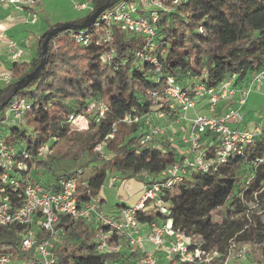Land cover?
Masks as SVG:
<instances>
[{"label":"trees","instance_id":"obj_1","mask_svg":"<svg viewBox=\"0 0 264 264\" xmlns=\"http://www.w3.org/2000/svg\"><path fill=\"white\" fill-rule=\"evenodd\" d=\"M87 1L98 9L111 0ZM87 17L89 15L66 23L80 24ZM58 25L61 24L52 28ZM68 33L60 32L50 39L44 69L17 92H14L17 82L40 63L43 34L37 39L30 61L9 65L11 80L0 82V105L7 102L0 114L14 99L24 98L31 102L19 124L4 133L14 141L18 152L30 155L34 166L30 172L31 181L55 190L62 178L79 174L77 171L56 172L51 163L59 143L78 130L69 124V116L84 114L90 101L106 106L107 112L99 122L86 115L88 127L82 128L93 132L90 149L97 144H102L103 148V152L95 150L89 155L91 160L101 161V166L90 178L80 177L85 186L78 197L83 200L97 195L110 170L126 178L144 172L143 183L151 184L177 161L178 152L166 139L156 137L142 142L143 123L122 122L132 110L138 114L148 110L150 100L145 95L146 90L163 87L168 76L183 88L189 86V76L197 77L207 87H215L227 75L235 73L237 85H240L264 67V0H199L195 5L182 4L158 20L153 49L145 50L146 45L138 35L114 30L115 54L109 63L101 61L102 50L95 42L83 47ZM137 52L156 56L157 66L136 58ZM202 106L204 108L205 103ZM200 111L201 108L197 110ZM200 140L201 148L208 149L211 154L219 148L216 143L210 144L213 138L207 134ZM42 146L48 147L46 155L39 154ZM84 165L85 162L80 166ZM237 165H247L248 173L234 175L231 169ZM261 178L264 179V136L247 146L244 159L229 158L219 172H191L186 181L162 188L159 196L168 215L162 214L158 205L145 202L142 210L135 211V219L141 225L163 224L171 219L174 230L201 238L204 243L200 248L207 252L215 243L226 244L242 229L239 221H227L224 227V223L213 222L211 213L229 200L236 202L241 195L247 197ZM174 191L177 194L174 195ZM102 202L100 199L99 208ZM124 207L129 206L120 204L119 212ZM58 228H64V235L54 250V264H111L115 260L136 264L138 261V254L125 249L123 240H115V244L123 247L121 252L95 251L94 235L98 228L92 223L59 217L55 224V229ZM262 228L257 222L248 235L254 232L258 238L260 250L255 260L264 264ZM23 230L22 225L0 227V252L12 253L19 262L42 264L32 255L31 249L21 247ZM35 230L38 240L50 236L39 225ZM204 258L195 263L174 258L168 264H209Z\"/></svg>","mask_w":264,"mask_h":264},{"label":"built area","instance_id":"obj_2","mask_svg":"<svg viewBox=\"0 0 264 264\" xmlns=\"http://www.w3.org/2000/svg\"><path fill=\"white\" fill-rule=\"evenodd\" d=\"M198 1L111 0V5L105 8L89 27L70 30L68 35L83 47L95 42L102 50L101 61L109 63L115 54L114 30L138 35L146 45L145 50L153 49L160 17L182 4L195 5ZM74 7L86 11L89 16L97 10L87 0L84 3H75ZM1 12L5 14L6 22L0 19V53L8 61L1 64L7 68L13 62L30 61L32 51L25 41L16 42L7 33L9 27L15 25L14 19L17 18L10 17L9 13L17 14L24 24L35 25L41 13V0H0ZM160 51L163 52L162 49ZM135 56L144 63L157 66L156 56L145 52H137ZM10 80L11 72L8 69L0 71V82L6 83ZM254 91H262L264 97V67L253 74L245 84L240 85H237L235 73L227 75L215 87H207L198 81L197 77L189 76V86L183 88L172 76H168L163 87L146 90L145 95L150 100L148 110L140 114L132 110L131 114L124 116L122 122L143 123L144 142L161 134L151 123L152 115L157 118H175L172 119L171 128L181 133L179 139L182 153L178 154L173 165L160 173L157 181L144 184L143 196L135 206L121 209V220L103 215L98 197L90 196L87 200L78 197L85 186L80 182L79 175L62 178L55 190L31 181L30 172L34 166L30 155L23 151L18 152L14 141L4 133L6 129L17 126L23 114L31 107V102L24 98L14 99L0 114V227L24 226L21 247L31 249L32 255L42 264L55 263L54 250L59 244L60 236L64 235V228L55 229L59 217L96 225L98 229L94 235V249L100 253L121 251L122 246L115 244V240H123L129 252L135 251L138 254L136 264H159L158 256L161 252L168 262L174 258L186 263L201 261L204 252L196 247L192 249L187 236L172 228L171 219H167L163 224L154 222L141 225L135 219V211L142 210L145 202H151L159 206L162 214L168 215V210L159 196L162 188L186 181L191 172L217 173L229 158L244 159L247 146L256 138L264 136V117L253 129L234 127L244 122L243 110L248 96ZM201 102L205 103L208 114L189 116L190 110H194ZM222 105H225V108L219 111L218 107L222 108ZM106 112L107 108L102 102L90 101L85 106L84 114L70 115L68 121L71 126L82 130L88 127L86 115L99 122ZM206 134L213 138L210 144L216 143L219 146L212 154L208 149L201 148L200 137ZM170 139V142L173 141V138ZM101 149L102 144H97L95 150ZM47 153V146L39 149V154ZM27 161H30V165ZM112 180L115 181L114 177ZM37 225L44 233L49 232L50 236L38 240L35 230ZM141 226L148 228L147 234L139 233ZM146 244L152 245L153 251L147 249ZM204 260L210 264L206 257ZM0 264L26 263L19 262L12 253L0 252ZM111 264L129 263L115 260Z\"/></svg>","mask_w":264,"mask_h":264},{"label":"rangeland","instance_id":"obj_3","mask_svg":"<svg viewBox=\"0 0 264 264\" xmlns=\"http://www.w3.org/2000/svg\"><path fill=\"white\" fill-rule=\"evenodd\" d=\"M84 2L85 0H41V13L35 25L24 24L17 14L11 12L9 13L10 17L17 18L14 19V29L9 32V36L16 42L20 40L25 41L26 46L33 51L38 37L52 29L54 25L83 18L86 15V11L77 10L74 4ZM4 13H0V19L6 22L4 18L6 13ZM4 61L8 62L0 53V70H3L1 62ZM224 106L222 105V108L219 106V111L223 110ZM195 111L196 115L199 114L197 110ZM193 113L194 110H190L189 116H194ZM243 114L245 116L244 124L246 129H253L256 122L264 117V97L262 91L251 92L247 98ZM172 119L171 117L157 118L152 115L151 123L161 131L160 136H157V138L166 139L179 154L182 153L181 139H179L181 133L172 130ZM170 138H173V141L170 142ZM92 139L93 132L91 130H77L70 133L66 139L59 143L51 157L54 170L59 173L63 171L66 173L77 171L81 178H90L94 170L101 166V161L89 158L91 153H95V147L93 149L89 148ZM101 152H103V149H101ZM84 162L85 165L81 167L80 165L84 164ZM245 168H248V166L237 165L231 170L234 175H241L248 173V170ZM40 176L42 177L43 174ZM125 176L113 173L110 170L103 185L97 191L96 197L103 200L100 206L101 212L103 215L114 220H121L118 210L120 204L125 203L127 206L133 207L140 201L144 193V183L141 178L144 176V172L137 174V177L126 178ZM113 177L115 181L112 180ZM45 179L47 178L45 177ZM173 194L175 195L177 192L174 191ZM211 216L213 222L224 223L223 227L225 223H228L227 221H239L238 223L242 229L232 239L227 240L226 244L215 243L208 248L209 251L204 252L203 257H206L210 264H263L255 260V256L258 255L260 250L258 238L254 232L249 236L248 231L256 226L257 222L260 228L263 227L260 231L264 230V179H259L257 187L247 197L241 195L239 201H227L222 207L215 209L211 213ZM59 239L58 243H61L63 235ZM187 240H189L191 246L199 248L202 251L200 246L202 247L204 242L201 238L187 234ZM125 248L128 250L127 246ZM146 248L153 251L152 245L146 244ZM122 250H124L123 247ZM161 253L158 256L159 264H168L167 259Z\"/></svg>","mask_w":264,"mask_h":264},{"label":"water","instance_id":"obj_4","mask_svg":"<svg viewBox=\"0 0 264 264\" xmlns=\"http://www.w3.org/2000/svg\"><path fill=\"white\" fill-rule=\"evenodd\" d=\"M111 3L107 1L104 5L100 6L93 14L86 18L83 23L74 24V23H64L58 25L42 35L43 41L41 43V59L40 63L35 67L31 72L25 75L22 79L17 82V85L14 88V92L19 91L22 87H26L31 81H33L38 73L44 69L48 53V44L50 39L60 32L70 31V30H83L89 27L100 15V13L110 6ZM7 102L0 105V109L6 105Z\"/></svg>","mask_w":264,"mask_h":264},{"label":"crops","instance_id":"obj_5","mask_svg":"<svg viewBox=\"0 0 264 264\" xmlns=\"http://www.w3.org/2000/svg\"><path fill=\"white\" fill-rule=\"evenodd\" d=\"M69 22H71V21H69ZM7 26L9 27L10 25L9 24H7ZM11 27V28H10ZM9 27V29H8V35L10 34L9 32H11V30H13L14 29V26H10ZM16 33V32H15ZM33 52V51H32ZM6 69H8V67L6 68V66L5 65H3V70H6ZM3 70H0V71H3ZM202 104H204V102H201L197 107H196V109H194V113H193V115H196L195 113H196V111L195 110H198L199 108H201L202 109V111H200L199 112V114H205V113H208L207 112V109H206V107H204L203 108V106H202ZM206 115V114H205ZM260 121V120H259ZM259 121H257L256 122V124H258L259 123ZM245 121L241 124V125H237V126H234L235 128H239V129H246V126H245ZM255 124V125H256ZM127 205V204H126ZM136 205V204H135ZM139 233L140 234H142V235H145V234H147L148 233V228L147 227H145V226H141L140 228H139ZM151 246V245H150Z\"/></svg>","mask_w":264,"mask_h":264}]
</instances>
